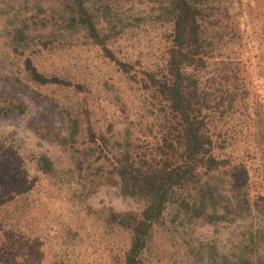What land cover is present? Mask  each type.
<instances>
[{"label": "rangeland", "instance_id": "1", "mask_svg": "<svg viewBox=\"0 0 264 264\" xmlns=\"http://www.w3.org/2000/svg\"><path fill=\"white\" fill-rule=\"evenodd\" d=\"M3 1L10 15H0V176L10 171L18 173L13 184L4 189L12 191L16 199L0 207V264H64L68 255L73 256L68 264H121L131 241L124 232L109 227L110 213L139 214L142 204L124 199L109 181L100 185L95 175L99 164L93 162L98 155L83 161L85 158L76 154L90 149L85 135L75 136L74 148L61 147L54 141L70 133L65 110L73 116L82 114V129L87 126L83 111L88 110L91 124L94 122L96 130L110 140V153L105 155L114 154L128 139L125 120L127 114L136 115L138 106H142L141 93L123 79L114 64L104 60L101 49L87 43L83 32H72L63 23L51 25L45 19L50 18V12L33 17L31 7L14 18L12 25L21 7L17 0ZM42 1L57 8L59 15L65 8L59 4L61 0ZM8 4L15 8L11 11ZM164 4L165 0H90L87 7L99 10L96 25L110 33L111 19L103 14H118L116 18L134 24L136 18L159 16ZM227 10L232 12L231 18L216 17L221 20L219 30L230 28L236 38L216 46L219 49L201 81L203 87L214 86L230 93L235 101L221 104V119L212 128L218 156L232 164L226 170L229 175H224L229 187L222 189L227 195L247 194L254 204L264 197V0H227L219 11ZM25 19L30 20L27 35L33 43L16 52L14 39L23 28L20 20ZM152 21L144 32L128 31L109 48L120 59H141L144 66L153 68L160 63L171 29L155 22L153 25ZM26 58L47 78L67 79L85 91L76 93L74 89L31 81L25 69ZM122 102L128 112L115 115ZM141 129L145 130L142 135ZM130 130L134 139L148 137L144 127ZM149 137L154 138L150 133ZM41 156L56 163L60 179L50 181L38 173L35 160ZM78 161L83 162L81 171L76 168ZM34 179L37 181L29 193L17 195ZM218 179L221 182L223 176ZM1 190L0 185V195ZM174 212V208L169 210L163 224L154 228L151 242L155 245L148 264H192L195 259L186 255L190 244L198 247L216 243L221 252V224L195 222L187 231H180L170 222ZM245 218L237 234L243 228L260 227L257 223L261 216L255 207Z\"/></svg>", "mask_w": 264, "mask_h": 264}, {"label": "trees", "instance_id": "2", "mask_svg": "<svg viewBox=\"0 0 264 264\" xmlns=\"http://www.w3.org/2000/svg\"><path fill=\"white\" fill-rule=\"evenodd\" d=\"M17 1L21 8L10 24L13 25L14 18H19L27 7L33 8L29 9L33 17L50 12V18H45L48 23L53 26L63 23L72 32H83L87 43L101 49L104 60L114 64L123 79L129 85L137 86L141 93L142 106H138L136 115L127 114L125 120L128 122V139L118 145L119 151L115 149L114 154L105 155L110 153V140L96 130L94 122L91 124V112L88 110L83 111L86 116L84 121L87 122L85 129H82V114L73 116L65 110L70 133L54 141L61 147L74 148L75 136L85 135L89 139L90 149L85 154L82 151L76 154L83 156V161L91 160L94 154L98 155L93 162L99 164L95 175L100 185H106L105 180L109 181L124 199L142 204L139 214L110 213L109 227L124 232L131 241L121 264H148L155 245L151 242L154 228L163 224L168 211L173 208L175 212L170 222L174 229L187 231V227L195 222L212 226L221 224V252L216 243L199 244L198 247L190 244L186 255L195 259L192 264H264V197L260 196L254 205L249 195L240 197L232 190H229L232 194L227 195L222 189L229 187L224 175H229L226 170L232 164L218 156L219 147L214 141L216 134L212 128L221 119V104L230 102L232 105L235 101L230 93H222L214 86L203 87L201 81L213 53L219 49L216 46L227 41L231 43L236 38L234 30L230 28L221 32V20L216 18H231L232 12L219 11L220 7L226 6L227 0H165L159 16L136 18L134 24L124 22L122 17L116 18L120 16L118 14L105 13L104 17L111 19L110 33L98 29L96 24L100 13L87 7L90 0H61L59 4L65 8L60 15L57 8H51L42 0ZM5 3L0 0V15H10L4 8ZM8 6L11 11L15 8L11 4ZM206 11L209 12L207 16ZM29 19L20 20L23 28L14 39V43L18 44L16 52L33 43V39L27 35ZM151 20L153 25L155 22L171 29L164 41L160 63L153 68L144 66L141 59H120L109 48V44L118 37L122 38L128 31L137 30L136 34L144 32V28L151 26ZM25 69L29 79L37 84L70 88L76 93L85 91L81 85L76 86L67 79L47 78L30 58L25 60ZM119 112H128L123 102L115 115ZM136 126L144 127L148 137L132 138L130 129ZM109 129H114L113 123ZM144 132V129L140 130L141 135ZM149 133L154 136L152 140H148ZM35 161L38 173L50 181L62 176L51 158L41 156ZM82 166L83 162H80L77 170L81 171ZM68 172L72 174L71 167ZM17 173L10 171L0 176V207L16 199L12 191L4 189L13 184L12 179ZM222 176L220 182L218 177ZM36 181L26 183L22 191H17V195L29 193ZM253 207L261 216L257 223L260 227L256 229L253 225L252 228H243L237 234L244 227L241 223L246 221V213L253 211ZM71 257L68 255L64 264L71 261Z\"/></svg>", "mask_w": 264, "mask_h": 264}]
</instances>
